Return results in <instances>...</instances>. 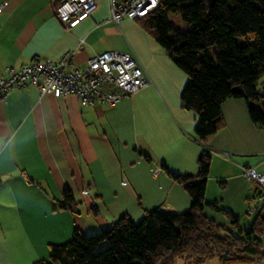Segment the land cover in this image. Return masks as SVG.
<instances>
[{
  "label": "crops",
  "instance_id": "1",
  "mask_svg": "<svg viewBox=\"0 0 264 264\" xmlns=\"http://www.w3.org/2000/svg\"><path fill=\"white\" fill-rule=\"evenodd\" d=\"M94 1V12L66 30L52 0H0V74L33 58L58 61L70 50L80 67L117 51L134 57L151 80L114 106L42 95L33 86L0 101V264L47 261L49 246L74 230L98 233L122 215L137 223L155 209L187 211L190 196L167 171L196 176L203 148L224 188L235 186L246 204L258 192L242 176L248 167L264 175V128L251 120L247 101L225 100L223 126L200 143L197 115L180 99L186 74L139 21L112 20V4L123 0ZM65 190L75 210L61 207ZM260 240L264 249V231Z\"/></svg>",
  "mask_w": 264,
  "mask_h": 264
},
{
  "label": "trees",
  "instance_id": "2",
  "mask_svg": "<svg viewBox=\"0 0 264 264\" xmlns=\"http://www.w3.org/2000/svg\"><path fill=\"white\" fill-rule=\"evenodd\" d=\"M153 12L135 19L186 74L180 99L196 113V139L204 143L222 126L221 104L229 98L248 103L251 120L264 128V0H159ZM179 15L187 28L177 30L169 15ZM240 86V91L233 88ZM260 105V107H258ZM212 157L203 148L196 176L167 171L188 192L190 208L180 214L159 209L135 223L122 215L98 233L74 230L71 239L49 246L48 261L36 264H252L264 260L261 235L264 216L241 228L230 210L206 200ZM61 207L75 210L63 192ZM249 199V198H248ZM247 199V213H248ZM221 212L230 225L218 224L205 209ZM250 215V214H248Z\"/></svg>",
  "mask_w": 264,
  "mask_h": 264
},
{
  "label": "built area",
  "instance_id": "3",
  "mask_svg": "<svg viewBox=\"0 0 264 264\" xmlns=\"http://www.w3.org/2000/svg\"><path fill=\"white\" fill-rule=\"evenodd\" d=\"M159 0H123L112 4V20L122 17L139 19L153 12ZM55 16L64 29L76 27L96 9L94 0H52ZM0 6V11H1ZM84 40H81L83 43ZM75 51H67L58 61L33 58L19 68L6 67L0 74V101L12 91L33 86L43 95H75L82 103L100 101L114 106L151 84L136 59L117 51H105L89 58L84 67L73 65ZM242 176L255 183L258 192L248 199V214L264 216V175L252 167L243 168Z\"/></svg>",
  "mask_w": 264,
  "mask_h": 264
},
{
  "label": "rangeland",
  "instance_id": "4",
  "mask_svg": "<svg viewBox=\"0 0 264 264\" xmlns=\"http://www.w3.org/2000/svg\"><path fill=\"white\" fill-rule=\"evenodd\" d=\"M168 18L170 23L177 30H181V31L184 30L185 23L183 22V20L179 15L170 14ZM207 184H209V190L206 196V200L208 201L217 200L218 206L220 208L230 210L234 214V216L238 219V224L241 228H245L251 224V222L253 221V216L248 215L246 201L244 200V198L242 199V197H240V195L236 193L235 186L229 185V187L224 188L223 181L219 178L214 177L212 174H210ZM239 185L241 186V184ZM205 213L210 218H213L218 224L231 226L230 220L221 212L210 210L207 208L205 209ZM215 263L216 262H214L213 264ZM173 264H187V263L182 260L175 259ZM252 264H264V260H260V259L255 260Z\"/></svg>",
  "mask_w": 264,
  "mask_h": 264
},
{
  "label": "water",
  "instance_id": "5",
  "mask_svg": "<svg viewBox=\"0 0 264 264\" xmlns=\"http://www.w3.org/2000/svg\"><path fill=\"white\" fill-rule=\"evenodd\" d=\"M209 4L212 6L215 3V0H208ZM234 91H240L241 87L237 86L233 88Z\"/></svg>",
  "mask_w": 264,
  "mask_h": 264
}]
</instances>
